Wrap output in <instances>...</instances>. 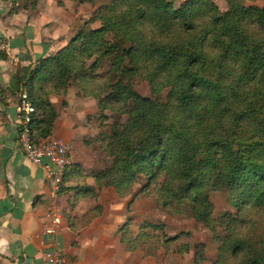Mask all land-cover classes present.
<instances>
[{
    "label": "trees",
    "instance_id": "obj_1",
    "mask_svg": "<svg viewBox=\"0 0 264 264\" xmlns=\"http://www.w3.org/2000/svg\"><path fill=\"white\" fill-rule=\"evenodd\" d=\"M228 1L231 7L220 13L210 0H186L179 9L162 0H111L93 14L99 28L80 29L56 53L12 75L9 89L15 93L22 88L34 104L33 141L52 134L57 112L48 97L51 91L63 96L76 85L78 96L98 99L101 120L106 109L115 110L114 102L123 104L119 115L127 114L126 122L115 119L107 142L100 134L112 165L92 172L95 185L82 188L84 197L97 198L108 186L120 197L136 196L130 189L137 174L148 176L141 187L145 190L165 171L170 197L189 199L194 217L207 225L210 184L231 190L235 206L264 205V8ZM149 27L155 30L147 39ZM156 31L168 36L160 39ZM110 33L111 40L104 39ZM93 56L87 68L84 61ZM6 57L0 50V60ZM102 58L110 64L97 72ZM150 64L147 75L155 100L127 84L131 74ZM162 87L168 89L165 101L159 97ZM97 137L85 139L84 145ZM77 171L73 164L63 182ZM161 188L169 196L163 184ZM100 213L97 205L81 219L87 223ZM128 224L119 232L132 251L145 235L128 237ZM246 243L247 253L238 264H264V239ZM242 244L232 248L233 254Z\"/></svg>",
    "mask_w": 264,
    "mask_h": 264
},
{
    "label": "crops",
    "instance_id": "obj_2",
    "mask_svg": "<svg viewBox=\"0 0 264 264\" xmlns=\"http://www.w3.org/2000/svg\"><path fill=\"white\" fill-rule=\"evenodd\" d=\"M43 1L35 10L7 15L0 0V50L7 55L0 60V264H42L54 247L65 253L64 264H138L139 254L126 249L119 232L135 200L110 188L100 189L97 198L82 195V188L95 185L92 171L101 168L92 145H84L85 137L98 132L88 121L97 112L94 99L79 97L74 89L50 98L58 113L51 135L71 142V161L78 169L57 194L48 189L44 168L17 145L16 103L23 89H9L12 75L56 52L74 34L75 16L67 21L59 6ZM97 205L101 213L83 223L82 215ZM52 210L61 215L55 233L47 232L54 225L47 216Z\"/></svg>",
    "mask_w": 264,
    "mask_h": 264
},
{
    "label": "rangeland",
    "instance_id": "obj_3",
    "mask_svg": "<svg viewBox=\"0 0 264 264\" xmlns=\"http://www.w3.org/2000/svg\"><path fill=\"white\" fill-rule=\"evenodd\" d=\"M1 1L4 7L7 8L6 14L13 15L23 10H35L38 3L42 0H36V2L35 0H17L16 3H11L10 0ZM33 1L35 2L34 5H32ZM110 1L78 2L76 0H44L43 2L59 6L63 12H66L67 21H69L71 14H73L76 19L72 20L71 30L75 34L80 29L87 31L99 28L101 26L100 20L95 17L93 18V14L100 5L107 4ZM162 1L170 2L175 9H179L181 4L186 0ZM210 1L215 4L220 13H225L231 7L228 0ZM242 2L245 6L255 5L264 8V0H242ZM153 30H155L153 27L148 28L147 32H149V35L147 39L153 36ZM157 35L160 39H165L168 36L165 31L163 33L159 31ZM71 37L63 46L68 43ZM111 38L112 33L104 36V39L108 41ZM94 60L95 56L86 58L84 61L86 67L88 68ZM109 64L110 60L102 58V64L98 63L97 72L107 69ZM150 69L151 64L149 66L145 65L143 69L138 70L136 73L134 72L128 77L127 84H131L133 90L141 96L155 100L156 95L151 90L147 75V71ZM157 80V83L164 81V79L162 81ZM69 89H74L77 95L78 88L72 84L67 88L63 96L67 94ZM167 92L168 89L166 87L161 88L159 93L160 100L165 101ZM54 95L63 97L61 94L51 91L48 95L49 100ZM79 97L94 99L97 106V112L94 116H90L88 121L89 127H92L94 132L98 130L94 135V137H98L94 141H88V143L89 146L90 144L92 145L94 151L92 153L93 157L96 158L98 164L101 166L99 170H93L92 172L100 173L112 165L113 159V157L108 155L107 149H104V143L100 138L102 136L106 137L104 141L107 142V137L111 134L115 119H118L119 123H125L127 114L123 113L120 116L119 114L123 111V104L114 102L112 107L115 110L106 109L104 111L106 119L101 120L99 117L98 99L90 95ZM18 102L19 97L16 109ZM61 105L65 106L66 102L62 100ZM101 131L103 135L100 137ZM85 138L89 139L92 137ZM136 176L137 180L134 181L135 183L132 184L130 190L133 193L138 192L137 195L128 194L121 198L131 197L135 200L134 206L128 210L131 212V215L129 214L124 222H129L128 237H134L136 234L140 235L141 233L145 235L140 239L142 245L140 244L139 248L132 250V252L139 254L138 264H238L247 253L246 242L252 240L258 243L264 239V205L256 206L252 203L245 206L243 204L244 208L241 205L235 206L232 204V200L235 199L234 193L231 190L220 189V187H214L210 184V189L206 193L208 201L212 204V210L209 225H207L206 222L194 217L192 204L188 202L189 199L186 198L183 202H179L170 197L172 194L167 192V181L170 178L167 172L159 173L145 190H141V187L148 182V176L144 173H139ZM107 181L109 182L110 179H107ZM162 184L165 186L166 194L169 196L164 195L163 188H161ZM105 188L116 191L112 186ZM241 242H243L242 248L236 249L235 254H233L232 248L237 244H241ZM123 244L127 250L131 251L127 243L123 242Z\"/></svg>",
    "mask_w": 264,
    "mask_h": 264
},
{
    "label": "built area",
    "instance_id": "obj_4",
    "mask_svg": "<svg viewBox=\"0 0 264 264\" xmlns=\"http://www.w3.org/2000/svg\"><path fill=\"white\" fill-rule=\"evenodd\" d=\"M16 110L18 119L17 145L28 160L44 168L45 183L52 193L57 194L63 184L66 171L73 165L71 161L72 144L62 137L53 135L40 141L31 139V115L35 108L25 91L19 95ZM47 216L51 218V222L54 224L47 229V232L55 233L61 222V215L52 210ZM64 263L65 253L61 248L54 247L45 252L42 264Z\"/></svg>",
    "mask_w": 264,
    "mask_h": 264
}]
</instances>
